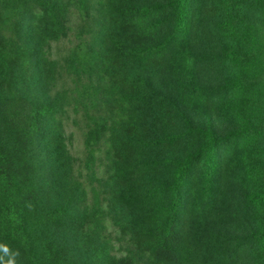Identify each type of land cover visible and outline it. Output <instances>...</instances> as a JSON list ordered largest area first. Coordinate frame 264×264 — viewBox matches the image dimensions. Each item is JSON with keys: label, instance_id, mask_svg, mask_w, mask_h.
<instances>
[{"label": "trees", "instance_id": "obj_1", "mask_svg": "<svg viewBox=\"0 0 264 264\" xmlns=\"http://www.w3.org/2000/svg\"><path fill=\"white\" fill-rule=\"evenodd\" d=\"M108 5L100 49L79 43L68 63L99 78L79 94L89 115L82 183L57 127L64 108L16 90L31 72L46 83L45 47L68 37L74 12L90 17L91 0H0V264H264V0ZM203 34L219 45L213 58L194 49ZM163 69L172 109L150 100L149 76ZM207 71L216 86L203 82ZM199 111L224 116L228 128L219 132L214 116L196 124ZM174 119L183 132L167 130ZM51 167L63 198L52 204ZM111 226L132 254H113ZM66 232L80 233L76 257Z\"/></svg>", "mask_w": 264, "mask_h": 264}, {"label": "rangeland", "instance_id": "obj_2", "mask_svg": "<svg viewBox=\"0 0 264 264\" xmlns=\"http://www.w3.org/2000/svg\"><path fill=\"white\" fill-rule=\"evenodd\" d=\"M110 0H91L90 17L83 18L80 17L79 12H74L70 18L69 26L70 31L67 38L62 39L59 42H52L50 47L46 46L45 56L48 59L50 73L46 74V83L43 85L38 80H30L32 72L29 70L32 66L29 64L27 73H29L25 82L17 87V94L25 95L28 98L42 103H55L58 102L64 108V111L58 116L57 127L60 129L61 133L64 135V142L66 146V153L69 163V167L72 170V179L78 182L85 183L86 173L84 170L86 154H85V137L88 130V113L83 106V102H86L85 97H79V94L83 93L84 88L91 91L93 84H98V77L95 75L85 74L82 77L74 75L69 72L70 60L73 56V50L79 43H85L91 45L93 49L98 51L100 49L99 33L107 24L108 11L111 6L108 5ZM159 0H133L135 4L142 3H155ZM214 19L213 17H206L205 25L211 26ZM195 51L204 56L205 58H213L217 55L219 50V45L215 39L210 36H205L204 34L198 36L193 43ZM48 71V72H49ZM212 71H207L203 76V82L210 84L211 87L216 86L219 83V77ZM98 78V79H97ZM150 81V100L152 104L160 108L163 105H168L172 109L173 95L171 92V87L169 85L168 76L166 75L165 69L161 73L154 76H149ZM105 93V92H104ZM103 93L100 94L98 98L100 102L107 104L108 96ZM102 95V96H101ZM102 108L98 110V114L103 113L106 109ZM100 112V113H99ZM90 116L94 114L93 108L89 110ZM190 116L193 117V121L200 125L205 123L206 120L214 116L215 126L218 131L224 133L228 128L229 124L227 119L218 114L211 113L206 114V111H199L198 113H191ZM191 119V118H190ZM192 120V119H191ZM183 123L179 119H174L173 122L167 127L169 131L180 132L183 130ZM159 134H163L166 128L161 125H157L154 128ZM187 151L186 146L182 145L176 152L184 153ZM36 158H41L40 154H36ZM60 166L63 164L61 158L57 159ZM99 171V179L104 180L106 178V173L108 171V163L106 161V147H101V152L97 163ZM55 170L57 168L55 167ZM45 184L48 186L49 195L48 202L52 204L58 198V201H63V198L58 194L54 195V173L52 167L46 174ZM45 189V188H44ZM233 199V198H232ZM106 235L110 236L113 240V254L117 255L119 258L126 257L128 254L134 252L133 247L128 243L127 240L120 238L118 230L111 226L108 227ZM79 232H72L62 236V239L67 241L70 247L71 254L73 257L78 255L77 239L79 237Z\"/></svg>", "mask_w": 264, "mask_h": 264}]
</instances>
